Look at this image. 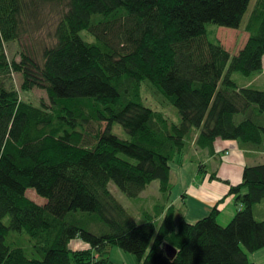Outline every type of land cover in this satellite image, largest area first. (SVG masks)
I'll use <instances>...</instances> for the list:
<instances>
[{
    "label": "trees",
    "instance_id": "trees-1",
    "mask_svg": "<svg viewBox=\"0 0 264 264\" xmlns=\"http://www.w3.org/2000/svg\"><path fill=\"white\" fill-rule=\"evenodd\" d=\"M250 2L0 0V264H113L112 247L142 264H254L248 254L264 248L255 212L264 205V163L245 166L229 187L238 210L224 227L217 205L189 223L170 202L172 171L194 162L193 151L214 156L217 139L264 151V90L232 80L263 72L264 0L248 12ZM43 6L60 17L37 60L22 41L37 32ZM208 25L241 29L243 47L231 57ZM12 43L19 49L8 59ZM32 90L48 104L20 98ZM114 124L127 139L111 133ZM153 182L162 204L140 222L108 189L138 199ZM76 239L86 247L69 249Z\"/></svg>",
    "mask_w": 264,
    "mask_h": 264
},
{
    "label": "rangeland",
    "instance_id": "rangeland-1",
    "mask_svg": "<svg viewBox=\"0 0 264 264\" xmlns=\"http://www.w3.org/2000/svg\"><path fill=\"white\" fill-rule=\"evenodd\" d=\"M254 3V0H251L248 12L252 8ZM244 16L243 23L245 22V19L247 17V14ZM60 17V9L58 7L54 8L51 6H43L41 10L38 12L37 15V21L39 23V28L37 32H35L34 35L31 37H25L22 41V45L25 43L28 48H32L34 50L33 56L36 57L37 60L40 59L41 55V50L43 49L44 46L50 47L54 44L53 40V31L55 28V25L58 22V19ZM243 25V24H242ZM208 30H212L215 32L216 38L218 41L221 43L223 48L230 54L232 57L235 55L244 45L246 41V33L244 31L240 30H233V29H227V28H218L214 25H208ZM6 55L8 59H12L13 57L17 56V51H18V46L15 43L9 44L5 48ZM257 79H262L260 81V86L257 83H254L253 80ZM232 80L236 82L238 85L245 84V85H252L255 86L257 89L264 90V76L262 75H257L251 80H247L240 76L239 74H234L232 76ZM12 83L14 84L15 88L18 90L20 86V79L16 76H12ZM244 85V86H245ZM142 97L144 99V102L147 106L160 110L154 103L153 99L147 92H142ZM20 98L22 100H31L33 102V105H38L40 102H43L45 104H48V98L47 95L44 91L41 90H32L29 93H23L20 92ZM166 117H168L173 123H178L179 122V117L177 114L176 109L173 107H167L162 111ZM111 133L118 137L119 139H127L126 133L123 131V129L117 125L114 124L111 129ZM219 142H225L221 139H217L214 143V149L215 145L219 144ZM230 142V141H227ZM232 142V141H231ZM218 149V148H217ZM216 151V150H215ZM218 151V150H217ZM224 152H220L218 155H220L222 158ZM173 183V182H172ZM193 186V185H192ZM180 188L181 185L178 184V186H173L172 192L170 194V202H173L174 200H177V196H180ZM195 193H202V190L199 188L196 189ZM108 189L113 195V197L129 212V214L134 218L136 222H140L141 218L144 215V212H149L152 213L153 211V206L155 203L160 202L162 204V201H159V196L158 195V182H153L144 192H142L139 196L138 199H130L126 197L124 194H122L112 183L108 185ZM207 196V194L203 195ZM26 197L28 199H31L36 204H42L44 200L40 197H38L34 191L28 190L26 191ZM179 204L176 203L175 208L176 209H181V207H178ZM224 206V205H223ZM223 206L220 207V210H222ZM233 207L231 208L232 214L230 215V207H227L226 209L223 208V210L218 214L216 217V221L218 225L220 226H226L232 217L234 216L233 214ZM207 216V215H206ZM203 216L202 218L206 217ZM200 218V219H202ZM199 219V220H200ZM196 221V220H193ZM188 222V221H187ZM89 229L92 230L93 232L97 233L99 230V224H93L91 220L89 219ZM97 226V227H95ZM86 247L85 244L79 240H73L69 244V249L71 250H77V249H82ZM249 257L254 258L256 264H264V249L261 251H257L252 254H248ZM110 261L113 264H142V260L138 259L136 256L127 253L123 250H121L118 247H112L109 251L108 255Z\"/></svg>",
    "mask_w": 264,
    "mask_h": 264
},
{
    "label": "crops",
    "instance_id": "crops-1",
    "mask_svg": "<svg viewBox=\"0 0 264 264\" xmlns=\"http://www.w3.org/2000/svg\"><path fill=\"white\" fill-rule=\"evenodd\" d=\"M262 62L263 72L260 75L264 76V57ZM261 80L255 78L253 82L260 86ZM220 152H224L223 158L218 155ZM214 154V156H209L203 151H193L194 162L186 163L182 168H175L172 171L171 181L173 186L181 185L180 196H177V200H174L172 204L176 206V203H178V207H181V209L184 207V218L189 223L208 215L216 205L219 213L223 208L230 207V215L232 214L231 208L234 206L233 214L235 215L238 205L234 196L227 195L229 187L241 183L245 166H256L264 163V151L244 150L236 142H219L215 145ZM199 166H203L207 173L200 172ZM212 173L216 175L217 179H210ZM198 186L207 196H203L202 193H195L194 188H198ZM221 206H223L222 210H220ZM255 212L259 218L264 219V205L258 206ZM248 258L256 264L254 258L249 256Z\"/></svg>",
    "mask_w": 264,
    "mask_h": 264
},
{
    "label": "water",
    "instance_id": "water-1",
    "mask_svg": "<svg viewBox=\"0 0 264 264\" xmlns=\"http://www.w3.org/2000/svg\"><path fill=\"white\" fill-rule=\"evenodd\" d=\"M166 251H167V252H171L172 256L175 254V251H174L173 249L166 248Z\"/></svg>",
    "mask_w": 264,
    "mask_h": 264
}]
</instances>
